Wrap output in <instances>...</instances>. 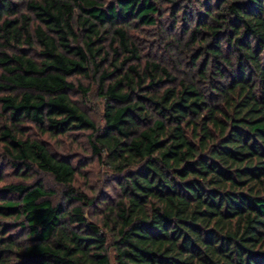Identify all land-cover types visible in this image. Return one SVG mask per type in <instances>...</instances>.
<instances>
[{"label":"trees","instance_id":"trees-1","mask_svg":"<svg viewBox=\"0 0 264 264\" xmlns=\"http://www.w3.org/2000/svg\"><path fill=\"white\" fill-rule=\"evenodd\" d=\"M145 26L174 67L145 58ZM29 126L91 131L119 189L100 223ZM0 155L20 177L0 187V264H264V0H0Z\"/></svg>","mask_w":264,"mask_h":264},{"label":"rangeland","instance_id":"rangeland-1","mask_svg":"<svg viewBox=\"0 0 264 264\" xmlns=\"http://www.w3.org/2000/svg\"><path fill=\"white\" fill-rule=\"evenodd\" d=\"M168 15H165L163 23H166ZM159 27L145 26L132 31L139 43L145 58H152L155 60H163L171 67L175 66V61L178 56L173 55L172 51L165 47L164 43L168 41ZM76 85L89 87V93L83 94L81 91H73L71 96L76 99L82 108L91 116L97 123H103L104 101L97 93V87L91 79L80 75L71 77ZM78 87V86H77ZM79 89V87H78ZM80 90V89H79ZM28 134L33 137H38L45 141L50 149L58 156L68 157L74 166L77 168L73 186L79 191L84 192L89 198H95L94 204L86 206L84 212L91 219L101 222L103 205L101 201L103 198H108V202L116 200L119 194V189L115 181L116 172L109 167L105 158L100 156L93 149L90 130H75L62 136L53 137L47 134H40L34 127H28ZM1 156V155H0ZM0 159V168H1ZM3 179H0V187L7 182L20 181V177L15 175L11 169L2 170ZM32 178H40L47 188L54 189L55 200H60L62 188L54 178L47 173L38 171L32 174ZM111 257L114 250L110 249Z\"/></svg>","mask_w":264,"mask_h":264}]
</instances>
